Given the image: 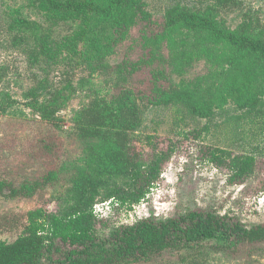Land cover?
<instances>
[{"label":"rangeland","instance_id":"rangeland-1","mask_svg":"<svg viewBox=\"0 0 264 264\" xmlns=\"http://www.w3.org/2000/svg\"><path fill=\"white\" fill-rule=\"evenodd\" d=\"M241 2L242 8L232 13L210 11L208 0H145V7L161 23L168 8L186 4L230 30L244 23L247 12L252 25L259 22L247 33L264 40V0ZM131 17L121 36L113 26L102 31L101 24L94 23L93 33L105 32L106 38H75L78 26L92 19L63 18L28 0H0V105L8 106L0 109V170L20 187L60 169L54 181L36 192L0 195V219L9 218L6 225L0 223V240L13 241L22 232L27 211L56 210V196L81 164L84 143L74 134L72 118L88 102L92 87L129 90L139 97L142 118L136 133L145 155L150 153L144 145L147 135L157 136L162 149L176 142L143 200L130 207L112 199L94 204L96 216L110 220L102 233L140 218L165 219L194 207L233 215L247 226L264 222V60L234 55L219 39L183 28L147 38ZM18 18L33 20L41 32L49 33L48 52L41 53L32 34L17 27ZM31 89L64 92L56 124L41 120L28 106ZM251 102L257 103L260 115L248 111ZM202 144L254 153V175L241 185L229 184L227 174L204 159ZM13 215L21 216L16 225ZM246 250V255L234 257L210 252L200 261L172 251L139 264H264V242Z\"/></svg>","mask_w":264,"mask_h":264},{"label":"trees","instance_id":"trees-1","mask_svg":"<svg viewBox=\"0 0 264 264\" xmlns=\"http://www.w3.org/2000/svg\"><path fill=\"white\" fill-rule=\"evenodd\" d=\"M28 1L45 6L52 14L63 18L92 19L86 25L83 22L78 26L80 31L75 38H106L105 32L102 35L93 33L90 27L94 23L101 24L102 31L113 26L121 36L127 18L135 16L147 38H160L170 30L183 28L219 39L234 50V55L264 60V40L247 33L259 27V22L252 25L251 15L247 12L243 14L244 23L230 30L186 4L171 6L163 21L156 23L146 10L145 0ZM208 7L214 13H232L242 8V2L208 0ZM16 23L25 34L27 30L32 34L41 53L50 50L51 36L41 32L35 21L18 18ZM40 91L29 90L31 102L28 106L41 120L56 124L65 94L61 90ZM138 99L129 90L90 88L88 102L77 108L72 118L74 134L84 143L81 164L56 196V210L40 207L27 211L22 216V232L13 241L0 240V264H139L172 251L185 252L190 256L187 258L200 261L210 252L232 257L246 255V248L264 242V222L247 226L233 215L200 207L165 219L140 218L102 233L110 226V220L98 218L94 204L110 199L117 205L129 207L139 203L159 180L164 164L176 148V142L172 140L166 149L159 148L157 136L147 135L144 145L150 147V153L145 155L136 133L142 118ZM248 104L251 105L249 112L260 115L256 112L257 103ZM7 107L3 103L0 105L2 111ZM197 131L194 135H198ZM200 152L207 162L227 174L229 184L245 183L257 167L254 153H235L227 148L203 144ZM59 171L50 170L17 187L1 169L0 195L15 197L36 192L54 181ZM13 217L12 224L16 225L21 216ZM8 222L7 216L0 219L3 225Z\"/></svg>","mask_w":264,"mask_h":264}]
</instances>
